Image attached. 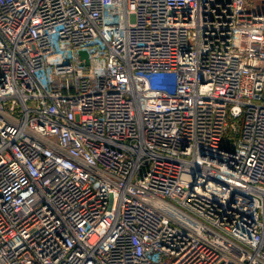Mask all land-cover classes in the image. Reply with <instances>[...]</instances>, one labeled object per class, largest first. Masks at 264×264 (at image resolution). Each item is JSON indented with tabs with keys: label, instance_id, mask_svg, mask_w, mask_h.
<instances>
[{
	"label": "built area",
	"instance_id": "built-area-1",
	"mask_svg": "<svg viewBox=\"0 0 264 264\" xmlns=\"http://www.w3.org/2000/svg\"><path fill=\"white\" fill-rule=\"evenodd\" d=\"M0 264H264V0H0Z\"/></svg>",
	"mask_w": 264,
	"mask_h": 264
},
{
	"label": "water",
	"instance_id": "water-1",
	"mask_svg": "<svg viewBox=\"0 0 264 264\" xmlns=\"http://www.w3.org/2000/svg\"><path fill=\"white\" fill-rule=\"evenodd\" d=\"M80 53H81L82 57L86 58V63H88V54H87V52L85 50H81Z\"/></svg>",
	"mask_w": 264,
	"mask_h": 264
}]
</instances>
